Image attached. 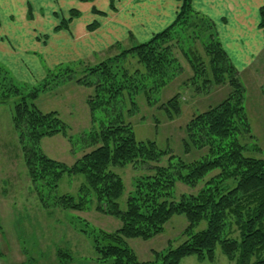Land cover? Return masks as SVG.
<instances>
[{"label": "trees", "instance_id": "16d2710c", "mask_svg": "<svg viewBox=\"0 0 264 264\" xmlns=\"http://www.w3.org/2000/svg\"><path fill=\"white\" fill-rule=\"evenodd\" d=\"M179 1L175 19L167 28L99 64L89 66L83 61L61 64L48 70L43 81L32 87L16 82L0 66V106L12 104L11 121L26 173L43 209L87 212L94 207L97 213L120 222V228L114 232L79 230L91 238L98 263L180 264L191 256L198 261L213 262L219 247L236 264H264V153L262 158L246 156L240 144L242 136L252 137L244 108L245 90L214 33L213 22L192 8V0ZM69 13V19H63L56 30L66 28L67 22L78 15L75 10ZM93 13L104 16L95 10ZM259 19L258 28L264 33V7L259 10ZM97 26L90 24L88 30L93 31ZM190 28L195 30L187 37L202 43L208 56L205 64L201 58L187 55L195 80L201 79L206 89L211 83L224 84L222 78L227 76L231 91L223 101L194 116L186 125L185 139L181 142L183 153L187 155L193 149L207 153L197 161L185 163L171 152L158 149L153 141L137 140L126 115L137 112L132 98L138 94H143L148 106L154 107L150 95L180 73L172 54L173 42L181 41L178 36ZM128 55L143 70L130 73L123 64ZM77 74L76 84L93 91L87 99L93 126L76 142L91 150L68 166L49 159L40 147L44 138L59 134L67 137V127L57 112L43 113L35 101L52 85L72 80ZM200 89L196 84V93ZM126 94L131 98L129 109L123 105ZM159 109L168 120L178 117V94ZM68 139L72 142L71 137ZM164 157H168L166 167H150V175L134 180L122 211L118 201L125 186L114 169L138 163L158 164ZM216 171V175L204 181ZM65 177H82L75 195H58ZM176 182L190 187L202 182L204 185L197 194L181 195L174 200L172 191ZM174 216H184L187 221L185 239L161 254L154 252L153 260L140 262L127 240L153 239L164 232ZM201 222L206 227L196 232ZM58 257L64 256L59 252Z\"/></svg>", "mask_w": 264, "mask_h": 264}, {"label": "rangeland", "instance_id": "374dc122", "mask_svg": "<svg viewBox=\"0 0 264 264\" xmlns=\"http://www.w3.org/2000/svg\"><path fill=\"white\" fill-rule=\"evenodd\" d=\"M257 9H259V5ZM257 22L259 21L257 20ZM193 30L195 28H190L188 32L186 29L183 30V33L178 36L181 41H174L173 47L171 45L173 57L180 66V73L168 85L150 95V98L155 102L154 107L148 106L143 94H138L132 98L137 105V112L133 116L126 115V121L131 123L137 140L153 141L158 149L171 152L173 156L180 158L185 163L197 161L207 153L206 150L197 151L195 149L187 155L183 153L181 142L185 139L184 129L186 125L194 116L223 101L231 91L227 76L222 78L225 79L224 84L213 85L211 83L206 89L203 87L201 79L195 80L193 71L186 59L187 55L189 54L191 58L193 56L198 59L201 58L205 64L208 56L202 43L192 37H187V34H191ZM217 39L219 40V38ZM132 43L115 44L106 53L105 60L131 48ZM257 52L252 54V59L250 63L248 62L249 64L247 63L248 67L244 71L240 73L238 70L236 71L238 80L245 90L244 108L252 130V137L242 136L240 144L246 156L262 158L264 153V49ZM123 64L130 73L135 70H143L131 55L123 59ZM231 65L234 67L232 63ZM207 75H211L213 82L212 74L208 69ZM78 77L77 74L72 80L57 86L52 85V88L46 90L48 92L40 93L38 99L41 112H57L67 127L68 134L67 137L59 134L44 138L40 142V147L49 159L62 162L68 166H72L84 153L91 150L88 147H83V143L76 142L84 133L91 131L93 126L90 110L87 106V99L93 94V91L77 85L75 79ZM196 84L201 88L199 93L195 91ZM177 94L180 115L168 120L159 106ZM130 100L131 98L126 94L123 101L125 108L131 107ZM11 107L12 104L7 105L0 114V127L2 128H6V121L7 128H10L11 114L8 109L11 110ZM11 130L12 135L8 136V132L6 133L10 139L14 134L13 129ZM70 137L72 142L68 139ZM8 145L7 157L8 160L14 161L15 169H19H13V174L17 175L20 183L12 184L11 192L16 198L13 199L7 193L9 196L8 208L4 204L6 201H0V264H103L95 260L91 238L79 230L90 231L93 228L105 232H114L120 228V222L112 217L97 213L94 207L87 212L43 209L36 193L33 190L29 192L24 188L21 175L24 178H27V175L19 144L10 140ZM167 159L168 157H164L158 164L138 163L114 169L115 173L122 178L125 186L124 194L118 201L122 211L126 208V200L129 192L132 191L134 180L150 175L152 173L150 167H166ZM21 166L23 173L20 170ZM216 174L217 171L209 174L204 181ZM82 181V177H65L57 190L58 195H75ZM203 185L204 182L195 187H190L181 182H176L172 191L174 200H178L181 195L197 194ZM186 226L187 221L184 216H174L165 225L162 234L149 241L130 239L127 240V244L135 252L140 262L151 261L154 259V252L161 254L168 247L174 248L180 245L185 239L183 232ZM205 227V222H201L195 231H201ZM59 252L63 254V258L58 257ZM180 264L236 263L230 261L217 247L213 262L198 261L191 256L184 258Z\"/></svg>", "mask_w": 264, "mask_h": 264}, {"label": "crops", "instance_id": "0c3cea01", "mask_svg": "<svg viewBox=\"0 0 264 264\" xmlns=\"http://www.w3.org/2000/svg\"><path fill=\"white\" fill-rule=\"evenodd\" d=\"M179 6V0H0V66L16 82L35 86L48 70L61 64L83 61L93 66L104 61L115 44L133 42L134 46L148 41L174 21ZM192 7L213 22L222 48L238 73L248 67L252 54L264 49V33L258 28L264 0H192ZM71 10L78 15L66 28L56 30L63 19H69ZM93 23L97 28L88 30ZM40 95L35 101L38 109ZM4 107L7 105L0 106V114ZM8 110L12 114V107ZM9 127L7 121L6 128L0 127V201H6V208L7 193L16 198L12 184L20 183L13 174L19 169L6 153L10 140L19 144L11 115ZM11 129L15 140L6 136L7 132L12 135ZM20 170L23 173L22 166ZM21 177L24 188L31 192L28 176Z\"/></svg>", "mask_w": 264, "mask_h": 264}]
</instances>
